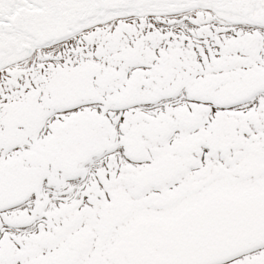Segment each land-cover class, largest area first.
<instances>
[{"label": "snow or ice", "instance_id": "6c2138e0", "mask_svg": "<svg viewBox=\"0 0 264 264\" xmlns=\"http://www.w3.org/2000/svg\"><path fill=\"white\" fill-rule=\"evenodd\" d=\"M0 264H264V0H0Z\"/></svg>", "mask_w": 264, "mask_h": 264}]
</instances>
